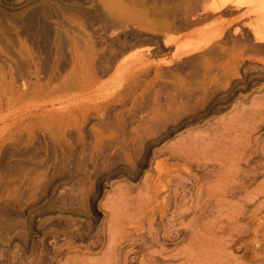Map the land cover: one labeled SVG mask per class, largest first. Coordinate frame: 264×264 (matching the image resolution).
Segmentation results:
<instances>
[{
    "label": "rangeland",
    "instance_id": "1",
    "mask_svg": "<svg viewBox=\"0 0 264 264\" xmlns=\"http://www.w3.org/2000/svg\"><path fill=\"white\" fill-rule=\"evenodd\" d=\"M231 1L0 0V264L68 263L99 236L108 197L122 190L138 213L178 145L195 161L182 176H206V187L234 145L260 137L247 191L264 202V42L250 34L264 7ZM208 33L207 47L177 50ZM74 104L89 106L86 123H72ZM91 128L104 130L102 154ZM259 238L203 249L264 264V229Z\"/></svg>",
    "mask_w": 264,
    "mask_h": 264
},
{
    "label": "bare ground",
    "instance_id": "2",
    "mask_svg": "<svg viewBox=\"0 0 264 264\" xmlns=\"http://www.w3.org/2000/svg\"><path fill=\"white\" fill-rule=\"evenodd\" d=\"M248 3L264 7V0H248ZM219 4H232V1L219 0ZM260 16L261 24L250 31L255 42H264V14ZM216 34L201 35L195 41H188L181 48L178 46L177 50L182 53L199 51L207 47ZM224 71L227 75H230L231 67H226ZM74 105L75 109L70 112V117L74 120L72 123L76 126L79 125L75 122L78 117L81 120L83 119L82 123H86L85 116L89 111V106L84 104ZM60 124L65 123L61 121ZM120 125L118 122H109L102 125V129L105 128L106 130L111 126L115 128L113 131H116V128ZM162 125L165 126L161 121L152 123L154 129H158ZM91 129L95 136L94 151L102 154L105 148L103 145L104 130ZM257 139L247 136L244 141L242 140V143H238L239 147H237L238 144L234 145V153L222 160L220 159L222 161L219 167L221 169L220 174H215V179L206 187L205 184L209 183L204 179L206 176L199 177L198 173V176L195 174L193 177L191 175L187 177L185 173L183 175L186 177L182 176L184 166L190 168L195 161L191 157L192 152L189 151V148L190 154L188 156L186 152L187 155L185 156L183 154L185 146L178 145L165 159V163L157 164L156 175L153 176L149 184L147 183L144 199L140 200L137 209V211L139 210L138 213L128 206L129 203L123 191L116 190V195L111 198L108 197L99 207L105 212L101 221L102 228L99 236L96 235L87 244L79 246L76 250L78 255L71 257L66 264H232L228 255H215L213 251L212 254L209 248L216 241L245 243L251 239L256 244H260L259 237L264 229V202L258 199H248L249 192L247 191L250 189L248 188L249 180L255 178L254 175L258 170L254 169L258 164L255 165L252 161L253 155L258 150L256 149ZM190 141L186 143L191 146L193 144H190ZM260 150L264 151L263 148H260ZM216 157V160L219 159L218 156ZM170 160H173V162H170ZM212 161L214 162V160ZM215 163L213 164L216 165ZM258 167L262 168L260 165ZM202 168L204 167H201V170ZM192 173H194L193 169ZM184 178H188V182L190 180L194 181L192 187L195 188V191L185 190L183 181L185 182L187 179L184 180ZM251 182L253 183V181ZM261 188L257 186L251 194L260 195L258 193L262 191ZM242 194H244L243 197ZM234 198L237 200H234ZM98 243H101L103 251L92 253L91 250ZM135 243H140L136 251H132L133 247L127 249ZM228 243L226 244L229 245ZM203 246L210 247L203 249ZM259 252L254 255L255 261L260 259ZM86 255L89 258L81 259V256Z\"/></svg>",
    "mask_w": 264,
    "mask_h": 264
}]
</instances>
